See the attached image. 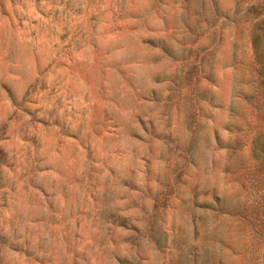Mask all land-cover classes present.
<instances>
[{"label": "rangeland", "instance_id": "1", "mask_svg": "<svg viewBox=\"0 0 264 264\" xmlns=\"http://www.w3.org/2000/svg\"><path fill=\"white\" fill-rule=\"evenodd\" d=\"M0 264H264V0H0Z\"/></svg>", "mask_w": 264, "mask_h": 264}]
</instances>
